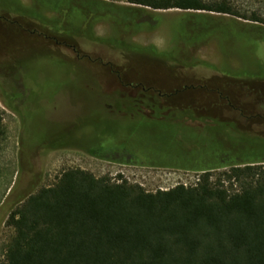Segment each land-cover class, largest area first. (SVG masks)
<instances>
[{
    "label": "rangeland",
    "instance_id": "1",
    "mask_svg": "<svg viewBox=\"0 0 264 264\" xmlns=\"http://www.w3.org/2000/svg\"><path fill=\"white\" fill-rule=\"evenodd\" d=\"M21 1L17 4L15 0H0V11L23 14L28 4L35 11H44L48 17L62 18L61 23H69L66 21L77 19L82 13L84 16L89 12L91 16L92 8H102L92 7L93 3L87 0H81L79 6L74 0ZM106 1L134 6L126 0ZM205 1L224 2L239 16L205 10L143 7L139 18L133 20L129 11L110 8L104 17L97 16L99 21L94 25V38H103L106 43L100 44L97 39L87 41L86 45L71 39L82 54H89L91 58L77 62L75 56H72L73 61L64 59L61 54L52 58L45 43L18 32L8 24V17L2 19L0 110L6 134L0 150V264L13 235V228L6 223L8 211L18 197L53 184L64 169L79 167L96 176L125 179L140 184L147 191H156L180 183L194 184L204 172L181 167L182 163L202 162L198 168L204 169L218 163L232 165L254 158L264 164V122L259 120L264 115V109L259 106L264 102V29L256 27H264V23L251 20L252 16L264 20V0ZM63 25L64 29L68 28L67 24ZM79 28L76 25L74 30L78 32ZM117 41L144 47L152 45L167 55L156 57L142 52L124 55L129 52L118 46ZM112 67L126 73L130 80L163 87L167 92L192 83L191 79L202 82L213 76L221 82L220 77L240 76L239 79L249 80L255 87L248 82L233 84L229 87L228 99L217 97L216 92L206 95L201 91L192 92L194 96L183 91L170 98H156L162 103L158 105L163 111L181 109L180 104L183 107L197 101L198 108H202L200 116L224 122L236 131L216 124L195 129L183 122L197 125L203 122L188 118L113 115V111L105 108L104 95L111 97L107 98L109 103L119 101L122 80L114 76L117 74ZM15 75L18 79L12 78L14 81L11 76ZM124 93L126 90L122 89L121 94ZM12 96L19 102L27 96L30 112L23 126L17 101ZM145 105L142 110L146 113L150 109ZM70 127L72 142L83 146L38 152L39 145L58 133L65 134ZM218 146L222 150L219 161H194L196 149L216 150ZM85 147L94 151L89 152ZM232 151L235 154L228 153ZM36 157L37 168L33 171V165L27 162ZM225 168L208 170L216 176ZM26 169L34 173L29 176L21 172Z\"/></svg>",
    "mask_w": 264,
    "mask_h": 264
},
{
    "label": "trees",
    "instance_id": "2",
    "mask_svg": "<svg viewBox=\"0 0 264 264\" xmlns=\"http://www.w3.org/2000/svg\"><path fill=\"white\" fill-rule=\"evenodd\" d=\"M74 1L80 5L81 0ZM87 1L93 3L92 7H102L92 8V15L120 8L129 11L133 20L139 18L143 7L239 16L224 2L205 0H126L134 6H119L106 0ZM251 20L264 23L256 16ZM42 21L63 37L85 31L82 27L78 32L74 30V21L61 23L62 18ZM63 24L68 28L64 29ZM117 42L128 51L137 49L158 57L167 55L152 45L129 46ZM239 78L220 77L222 82L214 76L202 82L190 78L192 83L170 92L155 87L159 91L154 95L173 97L187 91L194 96L192 92L201 91L206 95L216 92L217 97L228 99L230 86L251 82ZM139 86L138 95L153 96L143 89H149V83ZM145 103L160 110L157 105L161 102L156 97ZM198 103L175 109L195 113L202 109ZM260 104L264 109V102ZM259 120L264 122V115ZM5 134L0 110V150ZM213 153L220 159L222 150L218 146ZM195 159L198 160L196 156ZM258 162L251 158L243 163H218L204 169L198 168L202 162L182 163L181 167L204 172L194 184L180 183L156 191H147L125 179L96 176L79 167L64 169L53 184L18 197L8 211L6 223L13 228V235L6 245L2 264H264V164ZM220 167L226 168L216 176L208 170Z\"/></svg>",
    "mask_w": 264,
    "mask_h": 264
},
{
    "label": "flooded vegetation",
    "instance_id": "3",
    "mask_svg": "<svg viewBox=\"0 0 264 264\" xmlns=\"http://www.w3.org/2000/svg\"><path fill=\"white\" fill-rule=\"evenodd\" d=\"M17 2V4H21L22 1L21 0H15ZM20 7V6H19ZM25 11L22 14H18V12L15 11H9L8 14L3 13L2 11H0V23L4 24V22H2V19H5V17H8L10 19V23H8L11 26L16 27L15 29H18V32H22L25 33V35L33 37V38H38L39 40H41V42L44 44L45 46L48 48V53L51 54L52 58L54 57V55L56 54H61L64 59H67L68 61H73L72 56H75L74 61H82L84 58H90L89 54H82L79 49H77L75 44H72L71 39L76 40L79 44L80 43H84V44H88L87 41L89 40H97L98 38H94L95 36V32H94V25L96 21L98 20V17L95 16L94 14L90 16V13L87 12L84 16L83 13L80 14V16H77V19H69L71 22L74 21L75 26H79L84 28V32L82 34H73V35H69L66 37L60 36L59 33L56 30L51 29V26L47 25V24H43L44 19L46 20H50L53 17H48L46 15H44V11H35L32 9L31 6H29L28 4H25L24 6ZM28 11L32 12L28 13ZM90 16V17H89ZM100 17H104L105 14L103 15H98ZM50 18V19H49ZM83 19V20H82ZM64 20V19H63ZM67 21V22H70ZM97 42H100V44L102 43H106V41H100L97 40ZM121 42V41H120ZM130 46V44H129ZM66 49V50H64ZM69 50V51H68ZM126 52L129 53H125L124 55H130L133 54L135 52H138L137 49H134L133 51H128L126 49H124ZM131 52V53H130ZM142 53H147L150 54L151 56H156L154 55L152 52H142ZM158 57V56H156ZM94 60V59H93ZM15 66V64H13ZM11 65V66H13ZM10 66V67H11ZM9 67V68H10ZM113 73L117 74L114 75L116 76V78H120V80H122V84L120 85L122 89L126 90V94H121V88H120V94H119V101L114 102L113 103H109L107 102V98L108 94L104 95L105 99V108H109L110 112L113 111V115H120V116H127V117H135V116H144V117H151V116H156V117H161V118H170V119H182V118H188L191 121H198V122H203L202 125L200 124H188L187 122H183L190 128H202L204 125H209V124H216L221 128H225L229 131H236L234 129H229L227 127V124L225 125L224 122H219L218 120H215L213 118L208 117V119H206V117L200 116V112H195L192 113L190 111H177V110H159L156 111L153 106L148 105L147 103H145V101L148 100H152L153 97L156 98H162L163 95L159 94L157 96L154 95L155 91H159V89H156L155 87H152V85L149 84V89L145 90L146 88H143L144 91L147 93V91L149 93H152L153 96H144V95H138L139 91L141 90L138 80H130L128 77H126V73H122L121 70H115L113 67ZM123 76V77H122ZM14 78L16 79L17 76L15 75L14 77L11 76V79ZM12 79V80H14ZM18 79V78H17ZM118 80V79H116ZM15 81V80H14ZM125 81V82H124ZM118 82V81H117ZM55 92H53L50 96V98L54 95ZM27 97V96H26ZM26 97H24V99L20 100V102L17 100V97H13V100L17 101L18 104V108H19V117H20V121L22 123V126L25 122V119L27 118L26 114L29 113V102H27L28 100L25 99ZM170 98L169 96H166ZM144 100V101H143ZM109 103V104H108ZM119 103V104H117ZM143 104H146L145 106H148L150 111L148 112H144L142 110V106ZM159 108L161 107L160 105H157ZM180 106H182L180 104ZM114 107V110H111V108ZM124 108V109H123ZM125 108L129 109L126 110ZM176 108V107H175ZM105 109V110H106ZM108 111V112H109ZM71 131L72 128H67V131L65 134H60L58 133L56 136L54 137H50L48 140H46L44 143H42L41 145H39L37 148L38 152H46L49 150H57V149H64V148H73V147H77L80 146L81 144L78 143H74L72 142L71 139ZM83 146V145H81ZM87 149V151L91 152L94 150L88 149L87 147H85ZM214 149H196L194 151V161H198L197 159H195V156L198 159H203L205 161H218L219 160V156L218 154L213 153ZM196 152V153H195ZM38 159V157L36 158H30L28 159V164L31 163L33 165L32 170L36 171L37 168V164H36V160ZM20 169V168H19ZM28 172V170L26 169L25 171H22V173L28 174L29 176H31L32 173L34 172Z\"/></svg>",
    "mask_w": 264,
    "mask_h": 264
},
{
    "label": "water",
    "instance_id": "4",
    "mask_svg": "<svg viewBox=\"0 0 264 264\" xmlns=\"http://www.w3.org/2000/svg\"><path fill=\"white\" fill-rule=\"evenodd\" d=\"M201 16H206V15H203V14H200ZM189 16H193V14H190ZM210 17V16H209ZM237 22V21H236ZM256 27H258V28H261V29H264V27H262V26H256ZM15 185V184H14ZM14 185L11 187V189H9V191H8V194L11 192V190H12V188L14 187Z\"/></svg>",
    "mask_w": 264,
    "mask_h": 264
}]
</instances>
